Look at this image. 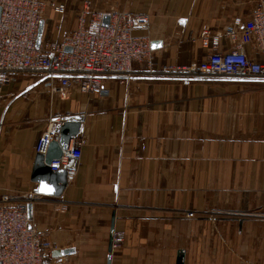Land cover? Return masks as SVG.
<instances>
[{
    "label": "crops",
    "instance_id": "0c3cea01",
    "mask_svg": "<svg viewBox=\"0 0 264 264\" xmlns=\"http://www.w3.org/2000/svg\"><path fill=\"white\" fill-rule=\"evenodd\" d=\"M85 1L52 0L66 12L47 8L43 47L82 23ZM89 1L146 15L133 33L151 52L132 77H107L106 96L37 75L1 85L0 199H30L32 228L71 250L46 264H264V78L162 73L207 59L205 29L233 48L227 29L258 0ZM65 121L82 123L78 173L59 195L37 192V141Z\"/></svg>",
    "mask_w": 264,
    "mask_h": 264
},
{
    "label": "built area",
    "instance_id": "2783aa9c",
    "mask_svg": "<svg viewBox=\"0 0 264 264\" xmlns=\"http://www.w3.org/2000/svg\"><path fill=\"white\" fill-rule=\"evenodd\" d=\"M47 0H0V87L22 75H37L58 85L54 90L77 88L106 96L104 80L109 76L132 77L133 62L148 57L150 46L145 36H136L135 29H146L148 17L126 10L112 11L108 25L105 13L83 3L82 23L67 31L61 41L51 47L37 46L40 22ZM57 13H65L64 3L54 4ZM233 48L219 51L222 35L211 36L205 29L201 36L204 46L212 48L205 61L187 67L166 69L162 73L209 78H264V0H258L248 19L237 18L226 31ZM255 42L260 50L253 58L244 45ZM70 47L71 50H67ZM154 74V71H150ZM58 119V117L53 118ZM55 139L53 122L42 133L36 152L46 155ZM83 142L76 138L54 159L52 171L65 169L67 180L78 173ZM30 199L18 200L10 194L0 199V264H46L45 259L58 246L31 226L28 216Z\"/></svg>",
    "mask_w": 264,
    "mask_h": 264
},
{
    "label": "water",
    "instance_id": "95a60500",
    "mask_svg": "<svg viewBox=\"0 0 264 264\" xmlns=\"http://www.w3.org/2000/svg\"><path fill=\"white\" fill-rule=\"evenodd\" d=\"M1 16V9H0ZM110 21V14H105L103 23L108 25ZM44 31V21L41 20L37 46H40L41 39ZM162 44L160 41H154L152 47H157ZM67 50H71L67 47ZM82 123L79 121H65L58 128V138L54 139L46 155L37 153L36 161L34 165L32 179L40 182V189L37 192L59 195L61 194L67 184V171L65 169H59L57 171H52L49 164L54 160L62 156L63 150L67 149L70 145L71 139L78 137L81 132ZM44 189V190H43ZM33 207L32 204L28 205V216L32 220L33 217ZM111 248V247H110ZM111 250V249H110ZM70 249H58L54 251V255L61 256L71 253ZM111 258V257H110ZM109 258V261H110ZM178 264H183V257L178 258Z\"/></svg>",
    "mask_w": 264,
    "mask_h": 264
},
{
    "label": "rangeland",
    "instance_id": "374dc122",
    "mask_svg": "<svg viewBox=\"0 0 264 264\" xmlns=\"http://www.w3.org/2000/svg\"><path fill=\"white\" fill-rule=\"evenodd\" d=\"M49 1V2H48ZM47 2H48V6H47V8L50 6V5H53L54 4V2H52V0H48Z\"/></svg>",
    "mask_w": 264,
    "mask_h": 264
}]
</instances>
